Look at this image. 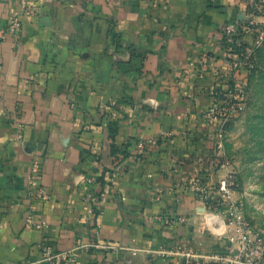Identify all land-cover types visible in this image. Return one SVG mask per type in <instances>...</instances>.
Listing matches in <instances>:
<instances>
[{"label": "crops", "instance_id": "crops-1", "mask_svg": "<svg viewBox=\"0 0 264 264\" xmlns=\"http://www.w3.org/2000/svg\"><path fill=\"white\" fill-rule=\"evenodd\" d=\"M15 16L18 0H0V27ZM244 18L238 0H44L37 21L19 17L0 41V264H40L45 239L56 251L121 247L79 249L75 264H163L159 247L196 243L203 215L188 182L225 179L204 167L217 131L206 113L246 78L219 30ZM34 162L50 198L32 210Z\"/></svg>", "mask_w": 264, "mask_h": 264}, {"label": "built area", "instance_id": "built-area-1", "mask_svg": "<svg viewBox=\"0 0 264 264\" xmlns=\"http://www.w3.org/2000/svg\"><path fill=\"white\" fill-rule=\"evenodd\" d=\"M43 1L18 0L19 16L12 17L6 26L0 27V41L21 30L19 17H24L31 22L37 21L41 16ZM238 3L245 13V18L233 19L222 24L219 30L218 47L231 71L246 74L253 69L254 53L264 41V0H238ZM203 57V60L208 58L206 55ZM202 70L206 71L205 65L202 66ZM242 83L244 84V81ZM233 91L242 99L246 94L245 87L241 85L233 86ZM212 96L214 97H212L211 106L206 113L209 119L216 118L218 109L222 107L218 100L224 104V96L214 93ZM17 139L18 141L23 139L21 128H18ZM155 141L153 138L137 140L134 149L141 155ZM118 169L119 167H116L115 171ZM199 174L188 182L187 187L194 194L195 200L200 203L203 215L202 223L193 229L196 243L192 246L163 245L154 251L156 258L163 264H264L263 234L255 230L244 216L242 206L234 199L232 183L222 180L213 187ZM40 176V166L34 162L29 177L33 185L30 194L34 202L31 206L32 210L50 198L48 190L36 184ZM186 222L185 217L175 219V223L180 225ZM26 223L37 230H44L46 227L43 221H34L31 216L26 218ZM211 239L214 245L208 247L207 242ZM92 247L114 252L121 250V247L111 243H94L78 245L70 250L56 251L45 239L39 245L41 255L39 263L75 264L77 251Z\"/></svg>", "mask_w": 264, "mask_h": 264}, {"label": "rangeland", "instance_id": "rangeland-1", "mask_svg": "<svg viewBox=\"0 0 264 264\" xmlns=\"http://www.w3.org/2000/svg\"><path fill=\"white\" fill-rule=\"evenodd\" d=\"M253 63L246 80L229 79L226 84L224 104L218 100L222 107L214 123L217 131L210 133V144L202 152L207 158L205 169L224 172L244 216L264 237V41ZM237 85L245 87L243 99L233 91Z\"/></svg>", "mask_w": 264, "mask_h": 264}, {"label": "trees", "instance_id": "trees-1", "mask_svg": "<svg viewBox=\"0 0 264 264\" xmlns=\"http://www.w3.org/2000/svg\"><path fill=\"white\" fill-rule=\"evenodd\" d=\"M114 123H110L109 124V133H110V136H113L114 135V133H115V130H114V125H113ZM111 152L112 153H117V150L115 149V146L114 145H112V147H111Z\"/></svg>", "mask_w": 264, "mask_h": 264}]
</instances>
